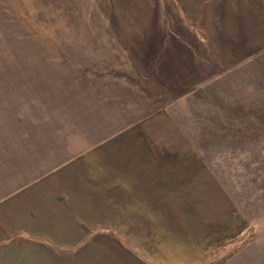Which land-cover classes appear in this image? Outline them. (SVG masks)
<instances>
[{
	"label": "rangeland",
	"instance_id": "1",
	"mask_svg": "<svg viewBox=\"0 0 264 264\" xmlns=\"http://www.w3.org/2000/svg\"><path fill=\"white\" fill-rule=\"evenodd\" d=\"M116 5L0 0V264H264V43L140 123Z\"/></svg>",
	"mask_w": 264,
	"mask_h": 264
},
{
	"label": "crops",
	"instance_id": "2",
	"mask_svg": "<svg viewBox=\"0 0 264 264\" xmlns=\"http://www.w3.org/2000/svg\"><path fill=\"white\" fill-rule=\"evenodd\" d=\"M117 1V20L122 21L123 27L146 28L152 21L162 22L157 26L163 27L159 35L126 37L124 40L125 44L137 46L139 50L130 52L129 56L133 61H137L139 69L144 67L142 72H137L138 75L132 78L135 89L143 91L142 98L139 99L140 123L150 117L156 120L166 118L170 123L173 117L170 109L173 91H188L193 85L221 74L230 65L248 57L255 49L253 44L264 43V0H164V7L161 0ZM208 12L215 14L206 15ZM236 23L240 28L239 36L244 39L238 45L214 38L220 37L221 33L219 30L213 32L212 28L221 27L222 24L224 27H234L237 26ZM209 27V31H206ZM253 30L256 35L261 36L260 39H253ZM225 36L232 37V32H225ZM247 39L249 47H246ZM187 43L188 47L185 46ZM205 56L209 60L206 64L202 62ZM176 73L180 76L188 73V81H173V74ZM173 84L179 87L173 88ZM72 197H75L72 201L74 216L80 207H90V204H93L89 195L83 200L76 199L82 198L81 193L78 194L76 190ZM92 230L93 228L90 231ZM119 234L123 235L120 232ZM97 245L95 243V247ZM89 246H92V243L87 244L86 248Z\"/></svg>",
	"mask_w": 264,
	"mask_h": 264
}]
</instances>
